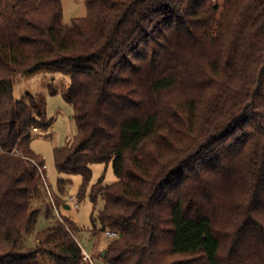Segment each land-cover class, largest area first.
Returning a JSON list of instances; mask_svg holds the SVG:
<instances>
[{
	"label": "trees",
	"instance_id": "16d2710c",
	"mask_svg": "<svg viewBox=\"0 0 264 264\" xmlns=\"http://www.w3.org/2000/svg\"><path fill=\"white\" fill-rule=\"evenodd\" d=\"M85 1L64 25L62 0H0V264H90L67 218L23 244L52 122L14 85L41 71L70 79L77 135L55 163L82 177L92 234L117 235L108 264H264V0ZM96 164L117 181L92 185Z\"/></svg>",
	"mask_w": 264,
	"mask_h": 264
},
{
	"label": "rangeland",
	"instance_id": "374dc122",
	"mask_svg": "<svg viewBox=\"0 0 264 264\" xmlns=\"http://www.w3.org/2000/svg\"><path fill=\"white\" fill-rule=\"evenodd\" d=\"M63 24L70 25L74 19L87 17L85 0H62ZM70 86V79L62 73H50L41 71L32 75H21L15 80L14 97L17 101L24 100L27 95H39L43 97L47 107L48 120L52 122L50 129L37 131L32 134L31 151L45 161L47 185L43 182V200L40 205V213L34 231L26 235L23 244L26 247L36 245V235L44 230L51 222L62 221L67 218L78 229L76 237L85 254L92 255L93 264H108L103 254L109 243L113 240L106 233L92 234V214L94 205L89 198L80 200L79 192L82 185V177L78 175H61L55 163V150L64 148L77 135V127L74 120V110L65 102L63 92ZM92 185L104 178L107 185L117 181L112 166L96 164L91 166ZM60 179L68 180L64 193L59 192ZM37 203L35 204V206ZM76 205L78 208H76ZM69 207L70 209H66ZM103 207L99 201L97 210ZM48 211L51 213L50 216ZM61 222V221H60Z\"/></svg>",
	"mask_w": 264,
	"mask_h": 264
},
{
	"label": "built area",
	"instance_id": "2783aa9c",
	"mask_svg": "<svg viewBox=\"0 0 264 264\" xmlns=\"http://www.w3.org/2000/svg\"><path fill=\"white\" fill-rule=\"evenodd\" d=\"M46 166H42V167H39V172H40V177L42 179V181L47 185V178H46ZM76 208H78V206L76 205ZM56 215L59 216V219L60 221H62V218L60 217V215L58 214V212H56ZM107 236H109L110 238L114 239L117 235L115 233H106ZM92 255L90 254H85L84 253V262H87V263H90V264H93V260L91 258Z\"/></svg>",
	"mask_w": 264,
	"mask_h": 264
},
{
	"label": "water",
	"instance_id": "95a60500",
	"mask_svg": "<svg viewBox=\"0 0 264 264\" xmlns=\"http://www.w3.org/2000/svg\"><path fill=\"white\" fill-rule=\"evenodd\" d=\"M66 209H70L69 207H66Z\"/></svg>",
	"mask_w": 264,
	"mask_h": 264
}]
</instances>
